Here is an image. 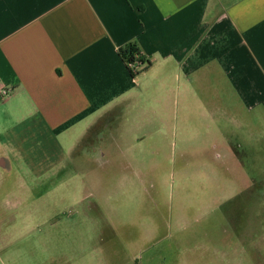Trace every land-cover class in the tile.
I'll list each match as a JSON object with an SVG mask.
<instances>
[{
  "label": "crops",
  "instance_id": "crops-1",
  "mask_svg": "<svg viewBox=\"0 0 264 264\" xmlns=\"http://www.w3.org/2000/svg\"><path fill=\"white\" fill-rule=\"evenodd\" d=\"M132 41L152 62L136 77L119 53ZM188 115L200 123L195 155L212 164V224L225 226L212 263L258 264L264 0H0V169L30 163L37 131L48 136L40 162L66 153L131 163L122 146L141 145L147 131L165 126L191 129Z\"/></svg>",
  "mask_w": 264,
  "mask_h": 264
},
{
  "label": "rangeland",
  "instance_id": "rangeland-1",
  "mask_svg": "<svg viewBox=\"0 0 264 264\" xmlns=\"http://www.w3.org/2000/svg\"><path fill=\"white\" fill-rule=\"evenodd\" d=\"M187 123L147 131L143 144L122 146L133 162L117 164L66 153L40 162L48 136L37 131L30 163L0 169V264H214L212 243L225 226L212 224V164L195 155L197 116Z\"/></svg>",
  "mask_w": 264,
  "mask_h": 264
},
{
  "label": "trees",
  "instance_id": "trees-1",
  "mask_svg": "<svg viewBox=\"0 0 264 264\" xmlns=\"http://www.w3.org/2000/svg\"><path fill=\"white\" fill-rule=\"evenodd\" d=\"M119 53L133 77L152 65L151 60L143 54L137 42L132 41L121 46Z\"/></svg>",
  "mask_w": 264,
  "mask_h": 264
},
{
  "label": "built area",
  "instance_id": "built-area-1",
  "mask_svg": "<svg viewBox=\"0 0 264 264\" xmlns=\"http://www.w3.org/2000/svg\"><path fill=\"white\" fill-rule=\"evenodd\" d=\"M2 93H3V96H4V97H7V96H9V94H10V90L4 88V89L2 90Z\"/></svg>",
  "mask_w": 264,
  "mask_h": 264
}]
</instances>
